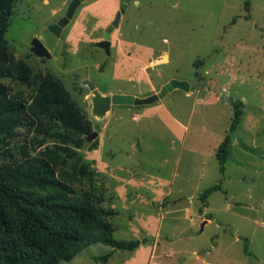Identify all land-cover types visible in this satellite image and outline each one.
<instances>
[{
  "label": "rangeland",
  "instance_id": "obj_1",
  "mask_svg": "<svg viewBox=\"0 0 264 264\" xmlns=\"http://www.w3.org/2000/svg\"><path fill=\"white\" fill-rule=\"evenodd\" d=\"M70 1L16 0L5 39L35 73L51 72L91 121L98 136L81 152L93 177L74 189L103 195V207L115 212L114 238L141 245L127 252L95 244L60 264H264V0H90L50 58H37L32 39L63 18ZM123 3L118 28L106 35ZM104 39L109 55L95 45ZM196 60H203L198 78ZM84 80L103 95L140 99L171 80L190 90L139 109L113 107L97 120ZM2 83L34 95L13 78ZM237 100L243 116L220 174L215 152ZM34 135L22 126L12 140L0 138V164L23 145L33 154ZM53 145L48 139L36 150ZM214 185L221 191L202 204L199 195Z\"/></svg>",
  "mask_w": 264,
  "mask_h": 264
},
{
  "label": "trees",
  "instance_id": "obj_2",
  "mask_svg": "<svg viewBox=\"0 0 264 264\" xmlns=\"http://www.w3.org/2000/svg\"><path fill=\"white\" fill-rule=\"evenodd\" d=\"M15 2L0 0V138L12 140L22 126L33 129L35 135L30 141L33 154L23 145L19 156L7 152L0 164V264H60L95 244L132 252L141 242L114 238L111 218L115 212L103 207V195H95L92 188L79 196L74 189L93 177L81 152L93 132L91 121L51 72L35 73L8 48L5 35ZM202 65L203 60L193 62L197 78ZM9 78L34 89V95L27 98L20 91L13 92L2 83ZM243 108L240 100L233 103L230 126L216 149L220 174L225 173L228 147ZM48 139L54 145L37 151ZM67 160L72 163L65 168ZM215 191H221L220 185L204 190L199 201L206 205ZM247 243L244 253L250 255ZM111 255L94 261L106 262Z\"/></svg>",
  "mask_w": 264,
  "mask_h": 264
},
{
  "label": "water",
  "instance_id": "obj_3",
  "mask_svg": "<svg viewBox=\"0 0 264 264\" xmlns=\"http://www.w3.org/2000/svg\"><path fill=\"white\" fill-rule=\"evenodd\" d=\"M90 0H71L68 4L66 14L63 18L58 20L53 25H48L47 30L40 33V38H33L31 41V52L37 58H50V51H52L58 42L62 31L73 19L76 11L82 6L84 2ZM129 1V0H126ZM127 4H121L119 11L115 14L112 23L104 30L106 35H110L119 26L121 16L127 9ZM97 47L103 49L107 55L110 54L111 42L109 40H102L95 44ZM83 85L87 86L91 92V114L97 120L105 118L107 113L111 111L113 107H135L139 109L143 106H149L157 103L165 98L168 94L174 90H180L188 92L190 90V84L186 81L171 80L165 84L159 93L150 95L146 98H135L130 95H103L95 86L88 80L83 81ZM98 136L97 132H92L86 137V142L94 140Z\"/></svg>",
  "mask_w": 264,
  "mask_h": 264
},
{
  "label": "flooded vegetation",
  "instance_id": "obj_4",
  "mask_svg": "<svg viewBox=\"0 0 264 264\" xmlns=\"http://www.w3.org/2000/svg\"><path fill=\"white\" fill-rule=\"evenodd\" d=\"M39 38H40V34H39Z\"/></svg>",
  "mask_w": 264,
  "mask_h": 264
},
{
  "label": "crops",
  "instance_id": "obj_5",
  "mask_svg": "<svg viewBox=\"0 0 264 264\" xmlns=\"http://www.w3.org/2000/svg\"><path fill=\"white\" fill-rule=\"evenodd\" d=\"M220 144V143H219Z\"/></svg>",
  "mask_w": 264,
  "mask_h": 264
}]
</instances>
